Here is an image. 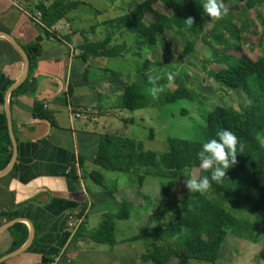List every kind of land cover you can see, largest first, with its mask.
Listing matches in <instances>:
<instances>
[{
	"label": "trees",
	"instance_id": "trees-1",
	"mask_svg": "<svg viewBox=\"0 0 264 264\" xmlns=\"http://www.w3.org/2000/svg\"><path fill=\"white\" fill-rule=\"evenodd\" d=\"M155 1L169 8L171 14L154 11ZM256 2L245 0L246 10L253 8ZM81 3L79 0H40L35 9L40 13L41 20L50 27ZM200 3L201 0H141L125 13L108 21L111 29L135 35L138 46L147 48H154L162 40L165 31L185 33V43L178 55L180 61L189 57L198 41L212 44V37L215 38L220 48L212 52L213 62L223 68L212 72V79L225 89L240 90L246 99V103L240 104L238 108L213 106L207 113L200 140L169 136L166 138V150L161 154L145 151L142 143L132 138L109 134L100 136L93 159L95 166L107 169L114 165L119 169H129L139 185L146 176L166 180L160 186L161 193L156 206L160 212L147 219L149 222L157 221L158 226L152 225L149 231L137 233L125 240L142 241L151 248L140 256L141 263L167 264L171 257L177 259L175 264H191V259L215 263L230 231L247 229L255 240L254 233H264V228L261 229L264 225V18L257 15L255 22L241 19L237 26L227 12L207 34L201 23L204 13ZM148 13L153 14V20L145 23L144 18ZM188 18L192 20L190 25L186 22ZM36 25L40 35L25 47L29 62L27 76L12 94L26 92L33 87L32 68L42 51L43 35L50 34L40 24ZM251 25L254 26L252 33L258 36L257 46L262 52L256 59L250 58L241 47V41L246 40L243 33ZM110 39L108 33L101 41L89 42L84 39L80 57L83 60L89 54L113 57L126 50L125 45L109 46ZM150 63L164 65L161 62ZM251 80H255L256 89L252 88ZM155 82L162 88L155 97L148 96L144 90L146 84L129 83L117 99L116 108L136 110L181 99L194 100L190 88L169 89L167 79L156 78ZM186 113L187 110H181V115ZM32 115L51 120L49 112L39 102L33 103ZM220 129H227L236 135L238 144L243 145L242 153H237L236 163L225 171L222 183L210 182L209 189L202 194L187 191L185 200L189 207L178 210L174 218L165 224L164 220L171 211L172 181L183 177L185 169H198L197 177L208 175L199 169L196 154L201 142L214 137ZM11 152L12 144L5 128L0 133V168L9 163ZM90 176L96 183L103 185L101 173L94 170ZM131 207L132 202L123 193L119 209L103 214V220L91 235V240L114 247L117 244V222L130 217Z\"/></svg>",
	"mask_w": 264,
	"mask_h": 264
},
{
	"label": "crops",
	"instance_id": "crops-1",
	"mask_svg": "<svg viewBox=\"0 0 264 264\" xmlns=\"http://www.w3.org/2000/svg\"><path fill=\"white\" fill-rule=\"evenodd\" d=\"M39 1L0 0V133L7 128V103L16 145L0 168V264H41L61 253L62 264H131L130 247L119 248L127 238L112 248L91 240L108 212L104 205L116 199L90 176L95 170L103 177L105 169L93 159L100 136L108 133L98 126L124 110L115 104L130 79L104 67L109 57H80L84 39L102 40L93 37L101 23L87 30L76 25V7L49 27L35 9ZM36 24L50 34L43 35L32 68L33 87L7 97L24 68L13 42L26 53L40 35ZM34 102L51 120L32 115ZM79 219L72 234L70 224Z\"/></svg>",
	"mask_w": 264,
	"mask_h": 264
},
{
	"label": "rangeland",
	"instance_id": "rangeland-1",
	"mask_svg": "<svg viewBox=\"0 0 264 264\" xmlns=\"http://www.w3.org/2000/svg\"><path fill=\"white\" fill-rule=\"evenodd\" d=\"M82 1L88 2V4L82 3V5H78L79 7L77 6V10L74 11V13H78L75 24L87 30L92 26V23H101L98 27L99 30L98 28L95 30L94 38L103 40L108 33L111 38L110 45H126V50L117 56L101 61L104 67L115 70V73L119 71L120 76L125 77V80L130 79L128 83L146 84L144 90L149 97H151L148 91L151 87V84L148 83V76L150 75L154 79H167V88L169 89H175L176 87L190 88L194 94V100L192 101L181 99L158 107H146L136 110L124 109L119 116H110L101 126H98L101 131L114 136L135 139L142 143L145 151L150 150L161 154L166 150V138L169 136L200 140L203 136L207 113L213 106L238 108L240 104L246 103V99L240 90L225 89L212 79L211 73L223 68L222 65L213 62L212 52L215 48H220L215 38L212 37V44H206L202 40L198 41L189 57L180 61L178 55L185 43V33L183 32L165 31L162 40L154 48H147L138 46L135 35L110 28L109 20L125 13L141 0ZM244 1L223 0L234 24L238 26L241 19L255 22V16L257 15L264 18V0H257L253 8L247 10ZM153 9L166 15H170L172 12L158 1L153 3ZM152 20L153 14H146L145 23ZM218 21L208 17L207 14H204L201 18V23L207 34ZM253 29L254 26L251 25L243 33L246 40L241 41V47L243 52L250 58L256 59L262 52L257 46L258 36L252 33ZM84 35L91 36L87 32ZM226 36H228V33H226ZM150 62H161L164 65L158 66ZM181 69L183 70L180 71ZM250 83L252 88L256 89L255 80H251ZM101 102L105 105L104 100L101 99ZM183 109L187 110L185 115H181ZM191 172L193 175L198 176V169H193ZM184 179V177H181L172 181L171 211L164 220L165 224L174 218L178 210L189 207L185 200L187 189L184 185ZM102 181L106 191L112 192L114 199H116L111 206L105 204L104 210L117 211L123 193L132 202L130 217L127 220L117 222V240L122 241L137 233L149 231L152 225L158 226L157 221L149 222L147 219L152 214L157 216L160 212L156 206L160 198V186L162 182L166 181L165 179L146 176L143 183L139 185L136 176L129 169H119L111 165V168L105 169ZM263 228L264 225L261 229ZM261 232L254 233L255 240L247 229L232 230L224 239L215 263L197 259H191L190 263L264 264V233ZM167 235L168 232L164 234L165 237ZM125 246L130 247L129 250L133 255L131 264H152L150 262H140V256L151 250L145 242H124L120 244L119 248L124 250ZM134 261L135 263H132ZM176 261L175 257H171L167 264H175Z\"/></svg>",
	"mask_w": 264,
	"mask_h": 264
},
{
	"label": "clouds",
	"instance_id": "clouds-1",
	"mask_svg": "<svg viewBox=\"0 0 264 264\" xmlns=\"http://www.w3.org/2000/svg\"><path fill=\"white\" fill-rule=\"evenodd\" d=\"M200 8L202 13L215 20L222 19L228 12L223 0H201ZM186 22L190 25L191 18L186 19ZM148 83L151 84L148 90L151 96L155 97L162 91L151 75L148 76ZM242 151L243 145L238 144L236 135L227 129H220L216 131L214 137L202 141L196 154L198 167L208 175L197 177L190 169H185L182 176L185 178L184 185L187 191L202 194L209 189L210 182L222 183L225 171L236 163V155Z\"/></svg>",
	"mask_w": 264,
	"mask_h": 264
},
{
	"label": "water",
	"instance_id": "water-1",
	"mask_svg": "<svg viewBox=\"0 0 264 264\" xmlns=\"http://www.w3.org/2000/svg\"><path fill=\"white\" fill-rule=\"evenodd\" d=\"M13 44L15 45V47L18 49V51L22 55L23 62H24V68H23V72H22L21 78L9 88L8 93H7V97L9 95V93L13 89H15L17 86H19L24 81V79L27 76L28 69H29V62H28V57H27L26 53L16 43L13 42ZM7 97H6V99H7ZM5 114H6V120H7V131H8L9 138L11 140V144H12V147H13V155H14V152L16 150V145H15V140H14V135H13V129H12V122H11L10 110L8 108L7 103H6V106H5ZM10 165H11V162H10L9 166Z\"/></svg>",
	"mask_w": 264,
	"mask_h": 264
},
{
	"label": "built area",
	"instance_id": "built-area-1",
	"mask_svg": "<svg viewBox=\"0 0 264 264\" xmlns=\"http://www.w3.org/2000/svg\"><path fill=\"white\" fill-rule=\"evenodd\" d=\"M39 14V13H38ZM79 116V115H76ZM70 171V168L66 169V173H68ZM80 219L77 221V223L75 224H70V227L73 228V230L71 231L72 234H74L75 228H77V225H79L80 223ZM41 264H62V253L61 254H57L56 256H53L51 259H49L47 262L45 263H41Z\"/></svg>",
	"mask_w": 264,
	"mask_h": 264
}]
</instances>
